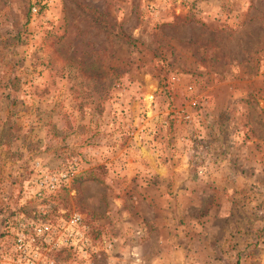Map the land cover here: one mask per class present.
I'll use <instances>...</instances> for the list:
<instances>
[{
    "label": "rangeland",
    "instance_id": "obj_1",
    "mask_svg": "<svg viewBox=\"0 0 264 264\" xmlns=\"http://www.w3.org/2000/svg\"><path fill=\"white\" fill-rule=\"evenodd\" d=\"M0 264H264V0H0Z\"/></svg>",
    "mask_w": 264,
    "mask_h": 264
}]
</instances>
